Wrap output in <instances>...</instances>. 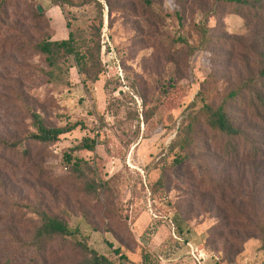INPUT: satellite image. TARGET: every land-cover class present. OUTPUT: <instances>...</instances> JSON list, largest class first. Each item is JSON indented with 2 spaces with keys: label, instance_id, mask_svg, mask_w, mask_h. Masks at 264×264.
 I'll return each instance as SVG.
<instances>
[{
  "label": "rangeland",
  "instance_id": "rangeland-1",
  "mask_svg": "<svg viewBox=\"0 0 264 264\" xmlns=\"http://www.w3.org/2000/svg\"><path fill=\"white\" fill-rule=\"evenodd\" d=\"M97 1L104 6L103 72L95 83L73 59L62 81L48 83L39 73L44 59L31 49L45 37L67 40L71 28L90 39L100 24L94 3L69 9L54 0H10L0 18V139L35 132L32 112L51 126H86L50 147H0V264L35 263L34 252L21 246L39 225L30 206L65 218L80 231L77 239L101 254L113 255L110 244L122 247L126 264H196L188 243L221 264H239L244 252L249 264L264 263L260 235L247 228L249 222L264 227V159L253 162L242 151L227 160V141L202 122L187 161L172 168L169 154L190 110L218 106L264 64V10L239 13L215 0H178L180 20L173 14L177 0H151L154 11L145 14L140 0ZM207 11L214 14L206 50L189 55L188 47L172 44L181 35L197 46L194 25ZM242 103L229 110L237 124L251 128L248 102ZM85 138L96 139L94 151H73ZM70 155L83 162L81 181L65 170ZM160 177L171 204L153 203L151 186ZM111 179L112 189L98 188ZM219 182L223 193L212 195ZM228 204L241 217L227 212ZM227 224L222 234L219 228ZM234 245L242 249L238 256ZM45 258L48 264H79L81 257L69 242L66 250L50 246Z\"/></svg>",
  "mask_w": 264,
  "mask_h": 264
},
{
  "label": "trees",
  "instance_id": "trees-1",
  "mask_svg": "<svg viewBox=\"0 0 264 264\" xmlns=\"http://www.w3.org/2000/svg\"><path fill=\"white\" fill-rule=\"evenodd\" d=\"M9 1L10 0L0 1L1 19L6 14L5 8ZM140 1L142 2L141 10L144 14L154 11L151 0ZM54 2L69 9L82 8L90 3H94L99 7L100 24L91 34L90 39L79 37L77 34L78 31L71 28L67 40L55 41L51 40L49 37H45L43 40L32 44L31 49L44 59L45 67L40 68L39 73L48 83H59L64 79L65 74L69 70L70 62L73 59L79 67L80 73L85 77V80L92 83L97 82L100 74L103 72L99 61L101 53L99 39L101 35V25L104 19L103 4L97 0H54ZM105 2L110 5V0H105ZM177 4V10L173 14L178 16L181 20L182 16L180 13L182 11V6L178 3V0ZM224 4H233L239 13L242 9L248 11L255 9L259 12L264 10V0H215V6ZM182 5L184 8L186 7V3ZM41 13L42 11H40V9L36 10L35 16L38 20L43 17ZM213 14L214 11H207L203 15L200 24L194 25L195 32L199 35L197 46L191 47L185 37L181 35L175 38L172 44L179 43L182 46L188 47V49H190L189 55H194L196 52L206 50L205 43L210 35L208 21ZM109 15H111L110 11ZM256 15H258L257 12ZM68 25L71 27L70 24ZM245 100L248 102L247 107L250 109L254 120L251 128L237 124L229 110L230 105L238 103L243 104L242 102H245ZM30 115L36 131L27 134L22 139L12 141L0 139V147L2 149L16 152L25 147L26 144L50 147L58 143L62 136L72 134L79 128L86 129L82 121L56 127L45 123L41 116L34 112ZM201 122L208 127L217 138L227 141L222 147L223 153L231 157L229 159L226 158L227 160H233L232 158L240 156L243 151V154L247 155L248 158H252L253 162L262 161V159H264V64L259 65L257 73L255 75L251 74L242 81L239 87L229 93L225 100L218 106L206 105L200 111L190 110L186 114L176 138L169 147V154L174 156L173 162L171 163L172 168L180 166L189 159L194 145L195 130ZM254 124L256 125L253 126ZM251 130L254 135L249 134ZM96 145V139L85 138L72 150L94 151ZM242 145H244V147ZM249 145L250 148H248ZM82 165V160H74L70 155L67 157V166L65 170L73 171L76 181H81L84 179V175L81 172ZM94 183L96 182L94 181ZM112 184V179L107 180L104 181L103 185L98 184V188L108 190L111 186L112 189ZM213 187L214 189H211L212 195H217L219 192L223 193L221 182L215 183ZM150 193L153 203L159 200L162 204H171V202L168 201V192L165 188L163 177H160L157 183L151 186ZM234 205L235 204H228L227 212L234 214L235 217H241ZM29 210L36 216L39 225L35 229L32 238L27 242L21 243V246L24 249L34 252L35 263L33 264H48V259L46 260L45 257L47 256L50 246L58 244V247L66 250L69 242H73V249L80 254L81 258L79 264H126L125 261H128L127 256L122 251V247L114 249L110 244L109 246L113 251V255L107 256L101 254L88 246L87 239L78 240L77 236L80 234V231L78 229H72L65 218L54 215L40 206H30ZM221 213L226 214V211L221 210ZM249 224L247 228L250 229V231H252V229H254V232L258 231L262 243L261 249L264 250L263 225L259 222L256 224L249 222ZM228 226L229 224L224 228H219L222 229V234L227 233ZM221 235L219 236L220 239L223 237V235ZM231 252L234 256H238L242 252V249H237L234 245L232 246Z\"/></svg>",
  "mask_w": 264,
  "mask_h": 264
},
{
  "label": "built area",
  "instance_id": "built-area-1",
  "mask_svg": "<svg viewBox=\"0 0 264 264\" xmlns=\"http://www.w3.org/2000/svg\"><path fill=\"white\" fill-rule=\"evenodd\" d=\"M174 237L176 238L175 235H174ZM188 246L190 247L191 255H192L193 259L195 260L196 264H203V262H204L203 252L200 251V250H198L191 243H188ZM213 258H215L216 260H218V258L216 256H213Z\"/></svg>",
  "mask_w": 264,
  "mask_h": 264
},
{
  "label": "crops",
  "instance_id": "crops-1",
  "mask_svg": "<svg viewBox=\"0 0 264 264\" xmlns=\"http://www.w3.org/2000/svg\"><path fill=\"white\" fill-rule=\"evenodd\" d=\"M246 253L247 252H244L243 253V255L241 256V259L239 258V260H238V263L239 264H249V260H248V258H247V255H246ZM217 257V256H216ZM246 258V260H247V262L245 261V262H242V258ZM218 258V257H217ZM203 259H204V262H203V264H221V262H220V260L218 259V260H216L215 258H213L212 256H209V255H206V254H204L203 253ZM261 264H264L263 262L261 263Z\"/></svg>",
  "mask_w": 264,
  "mask_h": 264
},
{
  "label": "water",
  "instance_id": "water-1",
  "mask_svg": "<svg viewBox=\"0 0 264 264\" xmlns=\"http://www.w3.org/2000/svg\"><path fill=\"white\" fill-rule=\"evenodd\" d=\"M40 11H41V9H40Z\"/></svg>",
  "mask_w": 264,
  "mask_h": 264
}]
</instances>
